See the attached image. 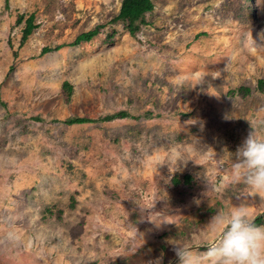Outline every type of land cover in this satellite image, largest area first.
<instances>
[{
    "label": "rangeland",
    "instance_id": "rangeland-1",
    "mask_svg": "<svg viewBox=\"0 0 264 264\" xmlns=\"http://www.w3.org/2000/svg\"><path fill=\"white\" fill-rule=\"evenodd\" d=\"M122 2L0 0V264H178L218 211L264 216L230 183L251 123L264 135V0H153L134 35L110 22Z\"/></svg>",
    "mask_w": 264,
    "mask_h": 264
},
{
    "label": "clouds",
    "instance_id": "clouds-1",
    "mask_svg": "<svg viewBox=\"0 0 264 264\" xmlns=\"http://www.w3.org/2000/svg\"><path fill=\"white\" fill-rule=\"evenodd\" d=\"M231 160L230 183L246 186L249 198L264 201V135L252 123ZM151 220L157 225L162 222ZM210 224L218 234L204 245L205 252L173 243L178 264H264V226H257L242 204L228 212L218 211Z\"/></svg>",
    "mask_w": 264,
    "mask_h": 264
},
{
    "label": "trees",
    "instance_id": "trees-1",
    "mask_svg": "<svg viewBox=\"0 0 264 264\" xmlns=\"http://www.w3.org/2000/svg\"><path fill=\"white\" fill-rule=\"evenodd\" d=\"M154 9V3L153 0H123L121 9L119 13L114 16L111 19V23L114 24H123L124 27L129 32L134 35L136 34L141 24L145 22V16L147 13L153 11ZM18 23L25 22V26L23 29V36L22 41L27 40V38L32 34L33 30L36 28L35 24V17L34 15H30L28 18L25 17V14H19L18 16ZM104 27V25H98L95 28L84 31L80 33L76 39L71 43L72 45H79L82 42H88L94 39L96 36H98L101 33V29ZM118 33V29L116 26L112 27L110 32L107 35V40L112 41V39L115 37V35ZM52 48L46 47L43 49V53L51 51ZM257 89L259 91H264V79H259L257 83ZM63 90L65 92V95L67 99H69L74 91L73 85L69 81H65L63 83ZM252 88L249 86H240L235 89H231L229 91V94L231 96L235 95H241L242 97H246L252 93ZM130 116V114L125 111H119L114 114H109L101 118H88V117H69L64 122L67 124H79V123H87V122H95V121H112L117 118H125ZM190 176H187L189 178ZM74 199V198H73ZM75 201L72 203V206H74ZM254 223L257 226H260L264 223V216H258L256 219H254Z\"/></svg>",
    "mask_w": 264,
    "mask_h": 264
}]
</instances>
